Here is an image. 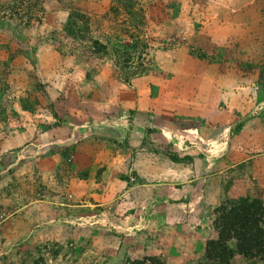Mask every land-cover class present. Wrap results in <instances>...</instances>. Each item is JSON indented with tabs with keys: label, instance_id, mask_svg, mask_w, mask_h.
Wrapping results in <instances>:
<instances>
[{
	"label": "rangeland",
	"instance_id": "obj_1",
	"mask_svg": "<svg viewBox=\"0 0 264 264\" xmlns=\"http://www.w3.org/2000/svg\"><path fill=\"white\" fill-rule=\"evenodd\" d=\"M246 201L264 0H0V264H219Z\"/></svg>",
	"mask_w": 264,
	"mask_h": 264
},
{
	"label": "trees",
	"instance_id": "obj_2",
	"mask_svg": "<svg viewBox=\"0 0 264 264\" xmlns=\"http://www.w3.org/2000/svg\"><path fill=\"white\" fill-rule=\"evenodd\" d=\"M259 203L246 201L235 208H231L228 212L222 213L221 211L218 240H210L206 243V254L210 259L216 260L219 264H230L232 256L221 255L230 252H224V250L219 252V249L225 247V244L233 237L237 240L236 250L238 254H243L244 257L249 258L250 256L246 255L264 253V232L258 228L259 216L264 215V208L260 207ZM146 259L151 264L155 262L152 257Z\"/></svg>",
	"mask_w": 264,
	"mask_h": 264
}]
</instances>
